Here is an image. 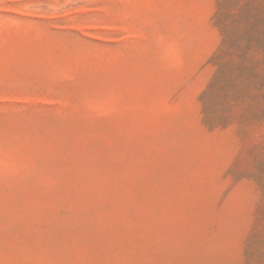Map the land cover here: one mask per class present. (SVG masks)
I'll return each mask as SVG.
<instances>
[{
    "label": "rangeland",
    "instance_id": "rangeland-1",
    "mask_svg": "<svg viewBox=\"0 0 264 264\" xmlns=\"http://www.w3.org/2000/svg\"><path fill=\"white\" fill-rule=\"evenodd\" d=\"M0 264H264V0H0Z\"/></svg>",
    "mask_w": 264,
    "mask_h": 264
}]
</instances>
